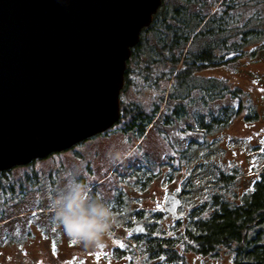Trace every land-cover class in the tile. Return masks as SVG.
<instances>
[{"label":"rangeland","instance_id":"374dc122","mask_svg":"<svg viewBox=\"0 0 264 264\" xmlns=\"http://www.w3.org/2000/svg\"><path fill=\"white\" fill-rule=\"evenodd\" d=\"M162 1V7L169 9L184 5L183 0ZM221 1L227 0H195L188 10L216 15L224 9ZM233 1L237 7L229 13L238 18L233 26L250 19L251 25L259 27L260 38L248 42L241 56L229 54V62L205 68L199 76L225 82L239 91V97L225 96L203 106L198 102V91H193L189 98L195 101H183L186 116L166 126L161 119L174 105L167 92L160 101L156 91L130 86L125 94L127 102L139 103L147 111L154 102L160 103L140 138L122 132L119 125L112 126L67 151L0 176V264H143L145 259L130 230L141 224L153 236L174 234L176 222L162 206L168 194L181 199L178 213L182 229L189 212L219 189L214 183L219 171L234 175L228 194L234 203L252 190L264 169V2ZM161 85L167 89L170 81ZM224 107L236 111L226 127L208 133L197 130L193 119L198 114L207 120ZM250 109L254 116L250 117ZM109 149L120 152L122 162L110 164L106 158ZM70 171L83 173L80 180L89 183L92 195L104 197L112 206L114 223L99 247L73 243L53 219L50 201ZM32 177L33 185L29 181ZM146 178V184L141 185ZM118 195L123 201L121 211L113 207ZM233 258L228 248L206 256L184 254L185 264H234Z\"/></svg>","mask_w":264,"mask_h":264},{"label":"water","instance_id":"95a60500","mask_svg":"<svg viewBox=\"0 0 264 264\" xmlns=\"http://www.w3.org/2000/svg\"><path fill=\"white\" fill-rule=\"evenodd\" d=\"M162 0H0V172L67 151L120 117L131 49ZM174 221L180 197L168 194ZM132 235L143 236L137 224Z\"/></svg>","mask_w":264,"mask_h":264},{"label":"trees","instance_id":"16d2710c","mask_svg":"<svg viewBox=\"0 0 264 264\" xmlns=\"http://www.w3.org/2000/svg\"><path fill=\"white\" fill-rule=\"evenodd\" d=\"M183 1V6L170 9L161 5L151 24L142 29L126 62L124 84L119 94L120 117L114 126L119 125L122 132L132 133L135 138L144 134L146 126L158 113L160 103L154 102L149 111L139 103H128L125 94L130 86L156 91L161 95L160 101L167 92V98L174 105L161 121L170 126L186 116L183 101L192 104L195 100L189 96L193 91H198V102L203 106L225 96L238 98V90L230 89L216 78L199 76V73L205 68L226 64L229 54L241 56L242 48L248 42L260 38L259 27L251 25L250 19L238 27L233 26L238 20L229 13L237 7L233 0L221 1L224 9L210 16L190 13L188 8L195 0ZM152 36L153 41L149 39ZM169 81V88L161 85ZM249 112L250 117L254 116L253 109ZM235 114L232 108L224 107L207 120L198 114L193 121L197 130L208 133L214 128L226 127ZM9 171L0 172V176ZM33 177L29 180L32 185ZM146 180L138 181L144 185ZM214 183L219 189L189 212L182 229H179L181 220L175 221L174 234L153 236L148 230L143 236L130 233L140 256L145 259L143 264H185L187 252L206 256L221 248L232 250L234 264H264V242L261 240L264 232V169L252 190L242 195L238 203L228 198L229 186L234 183L233 174L219 171ZM122 202L120 195L116 196L113 207L121 211Z\"/></svg>","mask_w":264,"mask_h":264},{"label":"clouds","instance_id":"9594fccd","mask_svg":"<svg viewBox=\"0 0 264 264\" xmlns=\"http://www.w3.org/2000/svg\"><path fill=\"white\" fill-rule=\"evenodd\" d=\"M106 158L110 164H117L124 156L109 149ZM82 175L70 171L63 187L50 201V207L54 221L71 241L95 248L104 242L111 230L114 213L108 200L92 195L89 183L80 180Z\"/></svg>","mask_w":264,"mask_h":264},{"label":"snow or ice","instance_id":"6c2138e0","mask_svg":"<svg viewBox=\"0 0 264 264\" xmlns=\"http://www.w3.org/2000/svg\"><path fill=\"white\" fill-rule=\"evenodd\" d=\"M73 243H76L75 241H72ZM121 247H123V245H121Z\"/></svg>","mask_w":264,"mask_h":264}]
</instances>
